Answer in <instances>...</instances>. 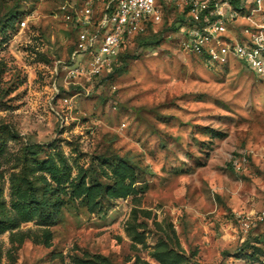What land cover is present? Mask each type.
<instances>
[{
    "label": "rangeland",
    "instance_id": "obj_1",
    "mask_svg": "<svg viewBox=\"0 0 264 264\" xmlns=\"http://www.w3.org/2000/svg\"><path fill=\"white\" fill-rule=\"evenodd\" d=\"M67 2L0 0V264H264V78L169 21L70 77Z\"/></svg>",
    "mask_w": 264,
    "mask_h": 264
},
{
    "label": "built area",
    "instance_id": "obj_2",
    "mask_svg": "<svg viewBox=\"0 0 264 264\" xmlns=\"http://www.w3.org/2000/svg\"><path fill=\"white\" fill-rule=\"evenodd\" d=\"M234 1L68 0L63 19L77 36L63 68L70 77H97L112 69L129 42L169 21L181 46L207 66L234 59L264 78V0ZM243 161L236 158L234 165ZM238 217L245 227L253 218Z\"/></svg>",
    "mask_w": 264,
    "mask_h": 264
},
{
    "label": "trees",
    "instance_id": "obj_3",
    "mask_svg": "<svg viewBox=\"0 0 264 264\" xmlns=\"http://www.w3.org/2000/svg\"><path fill=\"white\" fill-rule=\"evenodd\" d=\"M234 3H235V5H238L237 4L238 3L237 0H235ZM149 35H150V33L145 34V35H139L136 38L138 40L141 37L143 38V37H147ZM29 153L33 155V154H36L37 152L34 151V147H32V148H30ZM27 193H29V194H27ZM27 193H25V196H24V198H25V200H23V203L24 204H31V205H38V204H41L42 205V204H46V200H43L42 199L41 201H39V199L36 197V195H35L34 192H31V193L30 192H27Z\"/></svg>",
    "mask_w": 264,
    "mask_h": 264
}]
</instances>
